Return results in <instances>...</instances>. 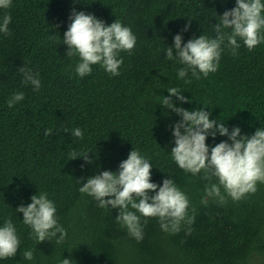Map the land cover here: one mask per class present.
Listing matches in <instances>:
<instances>
[{"label":"trees","instance_id":"obj_1","mask_svg":"<svg viewBox=\"0 0 264 264\" xmlns=\"http://www.w3.org/2000/svg\"><path fill=\"white\" fill-rule=\"evenodd\" d=\"M236 6V0H12L10 8L0 9V17L11 16L9 32L0 33V227L11 220L20 240L15 256L0 258V264H264V183L238 201L221 187L225 203H203L206 186L218 178L177 165L171 149L182 117L161 104L171 95L168 89L178 88L189 102L172 96L177 107H206L230 132L239 127L251 136L264 128V43L249 50L238 40L236 55L225 46L218 70L200 79L191 71L179 78L185 65L166 58L177 34L184 44L201 35L215 38L213 25ZM74 9L108 26L117 20L136 36L135 47L119 53V75L99 64L78 75L80 59L67 56L62 39ZM23 66L39 74L38 91L23 83ZM19 92L24 99L9 107ZM76 128L83 139L71 134ZM48 129L51 135H45ZM222 141L231 143L221 135L206 143L211 149ZM134 149L151 162V182L162 187L170 178L187 195L193 223L164 231L158 217L130 208L143 228L137 241L116 220L119 209L102 208L79 191L89 177L117 173ZM41 192L56 206L58 224L67 232L63 240L58 233L40 243L16 212ZM29 250L32 260L24 258Z\"/></svg>","mask_w":264,"mask_h":264},{"label":"clouds","instance_id":"obj_2","mask_svg":"<svg viewBox=\"0 0 264 264\" xmlns=\"http://www.w3.org/2000/svg\"><path fill=\"white\" fill-rule=\"evenodd\" d=\"M11 4L12 0H0V9H8ZM236 5L219 16L220 20L213 25L215 38L201 35L184 44L182 35L174 36V45L166 49V58H176L185 65L178 70L179 78L186 77L189 71L196 79H200L201 74L207 77L217 71L224 47L230 48L232 54L236 55L240 47L238 40L243 41L249 50L264 43V2L236 0ZM69 19L71 22L62 39L68 46L67 56H78L80 59L76 66L78 75L83 77L90 74L91 66L96 64L113 76L119 75L123 63L119 53L131 51L136 44L137 38L131 29L117 20L108 26L94 14L77 12L75 9ZM10 23V15L0 17V33L7 34ZM189 28L190 23L183 31ZM225 29L231 31L226 32ZM19 71L23 74L24 84L32 85L37 91L40 89L38 73L34 74L24 66ZM168 92L171 95L163 97L161 104L182 117L173 130L175 146L171 154L174 161L186 172L195 175L203 170L206 179L215 176L219 181L218 184L206 186V196L202 202L206 204L208 198H219L221 203H225L221 187L237 201L246 194L255 193L257 183H264V128H258L251 136L242 134L239 127H234L230 132L224 122L211 119L212 113L205 110L206 107L192 111L177 107L172 96L182 104L189 102L178 88H170ZM23 99V92L14 93L7 102L8 106L13 107ZM51 132L48 129L45 135H51ZM71 134L83 139L80 128L74 129ZM217 135L227 136L231 143L222 141L210 149L206 141L209 136L215 138ZM81 157L92 163L88 153ZM72 159H76L75 154ZM151 169L149 159L134 149L121 162L117 173L103 171L89 177L79 191L93 196L102 208L110 206L119 209L116 220L137 241L143 239V228L140 217L130 208L144 217H158L164 231L179 232L183 222H194V217L188 215L190 201L170 178L163 181L162 187L151 182ZM151 192L156 194L150 195ZM31 200L32 203L18 207L16 212L23 213V222L31 227L34 237L41 243L59 233V240H63L67 232L58 224L56 206L48 199L47 193L33 195ZM19 245L16 227L8 220L0 227V258L15 256ZM24 258L34 259V252L25 251ZM61 264H71V260L63 259Z\"/></svg>","mask_w":264,"mask_h":264}]
</instances>
